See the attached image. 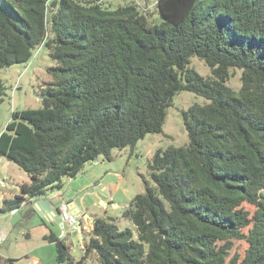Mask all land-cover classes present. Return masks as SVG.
I'll return each instance as SVG.
<instances>
[{"label": "trees", "instance_id": "16d2710c", "mask_svg": "<svg viewBox=\"0 0 264 264\" xmlns=\"http://www.w3.org/2000/svg\"><path fill=\"white\" fill-rule=\"evenodd\" d=\"M155 5L158 23L133 1L0 0V68L41 44L54 61L42 106L12 110L0 133V156L29 177L0 211H20L23 194L59 188L87 161L159 132L174 94L189 90L206 101L182 113L186 144L153 153V185L122 212L132 228L94 216L79 259L55 232L42 239L66 264L91 253L99 264H264V0ZM193 56L210 75L188 68ZM236 68L237 91L227 84ZM0 264L17 263L0 255Z\"/></svg>", "mask_w": 264, "mask_h": 264}, {"label": "rangeland", "instance_id": "374dc122", "mask_svg": "<svg viewBox=\"0 0 264 264\" xmlns=\"http://www.w3.org/2000/svg\"><path fill=\"white\" fill-rule=\"evenodd\" d=\"M129 1L135 2L140 11L149 14L152 23L161 21L155 5L156 0H103V3L113 8ZM53 63L47 47L41 44L33 50L27 62L0 68V78L5 85V95L0 102V132L10 119L12 110L42 106L41 91L51 80L46 69ZM188 68L202 76L210 75L209 67L197 56L191 57ZM230 72L227 84L237 91L241 84V70L236 68ZM205 101V98L192 91H178L166 108L165 120L159 132L146 133L133 146L114 147L110 150L109 157L100 155L97 159L84 163L74 177L63 178L60 190L66 192L89 183L82 189L81 195L83 202L88 204L86 212L91 215V219L81 218V232L64 231L61 234L69 254L74 259H79L83 254V247L89 239L92 227V217L111 216L119 228H132L130 221L122 216V212L132 198L145 189V183L153 185L148 167L153 153L170 145L186 144L188 137L182 113L190 105ZM2 179L4 184L0 183V208H3L5 199H11L20 193V185L28 182L29 177L14 162L0 156V180ZM58 190L47 189V193L55 195ZM21 207L17 214L6 210L7 213L1 215L3 219L9 220L10 228L4 233L0 231V255L14 258L17 264L30 262L29 253L38 256L42 264H66L65 260H57L55 244L42 240L39 225L31 227L37 220L40 221L39 217L35 215L30 219L25 218L22 211L28 206L22 204ZM59 221V218H56L55 227ZM43 244L46 245L42 246ZM86 262L99 264L94 253L87 257Z\"/></svg>", "mask_w": 264, "mask_h": 264}, {"label": "water", "instance_id": "95a60500", "mask_svg": "<svg viewBox=\"0 0 264 264\" xmlns=\"http://www.w3.org/2000/svg\"><path fill=\"white\" fill-rule=\"evenodd\" d=\"M70 192L71 194H66V191H61L57 195L52 196L48 195L47 190L36 196H29L25 194L22 200V204H29L33 208V210H35V212H37L38 214L40 212L44 213L46 215V218H51L55 222L56 218H59L60 221L58 222V225L63 231L65 227V222L61 217L59 203L61 201H65L66 207L70 214L75 215L77 217V231L81 232V218L91 219V217L85 211V206L81 195L82 190L74 189ZM76 200L78 201V204Z\"/></svg>", "mask_w": 264, "mask_h": 264}, {"label": "crops", "instance_id": "0c3cea01", "mask_svg": "<svg viewBox=\"0 0 264 264\" xmlns=\"http://www.w3.org/2000/svg\"><path fill=\"white\" fill-rule=\"evenodd\" d=\"M6 125V124H5ZM5 128V127H4ZM1 133V132H0ZM63 180V179H62ZM69 182V180H68ZM62 184V183H61ZM89 183H84L83 185H81V187H79L78 189L79 190H82L83 188H85V186H88ZM21 186V185H20ZM59 189V190H58ZM61 188H57L58 191H56L55 195H57L59 192H61L60 190ZM66 194H71V192H66ZM16 195V194H15ZM25 194H23V197H24ZM52 196V195H50ZM77 204H78V201L76 200ZM84 206H85V211L88 209V204L85 202L84 203ZM10 212L14 213V214H17L19 211H18V208L17 209H12L10 210ZM34 214L32 215L31 218H33V216L37 215L39 217V220L40 221H36L35 223L36 224H33L31 227H35V225H39L40 227V233H41V238L44 234L48 233L50 230L55 232V234H57L58 236L61 237V234H62V229L61 227L58 225L57 227L54 226V224L56 223L53 219L51 218H46L45 214L44 213H37L35 212V210H33ZM7 213V211H3V212H0V231L1 233H4L5 231H8L9 228H10V223H9V220L4 218L1 216V215H5ZM91 216V215H90ZM94 218V217H92ZM89 219V218H88ZM81 228H82V223H81ZM31 234H29L30 236ZM43 240V239H42ZM44 241V240H43ZM46 244H43L42 246H44ZM41 246V247H42ZM29 257H31L32 259H37L39 260V257L36 256V255H33L31 253H29L28 255ZM40 261V260H39ZM41 263V261H40ZM27 264V263H26ZM42 264V263H41Z\"/></svg>", "mask_w": 264, "mask_h": 264}, {"label": "built area", "instance_id": "2783aa9c", "mask_svg": "<svg viewBox=\"0 0 264 264\" xmlns=\"http://www.w3.org/2000/svg\"><path fill=\"white\" fill-rule=\"evenodd\" d=\"M0 183L4 184V180L3 179L0 180ZM59 205L61 210V217L63 218L66 227V228L64 227L62 233H64V231H77V225H76L77 217L75 215L70 214V212L66 207L65 201H61Z\"/></svg>", "mask_w": 264, "mask_h": 264}, {"label": "flooded vegetation", "instance_id": "af4514ba", "mask_svg": "<svg viewBox=\"0 0 264 264\" xmlns=\"http://www.w3.org/2000/svg\"><path fill=\"white\" fill-rule=\"evenodd\" d=\"M26 204V203H25ZM27 206H29L28 204H26Z\"/></svg>", "mask_w": 264, "mask_h": 264}]
</instances>
